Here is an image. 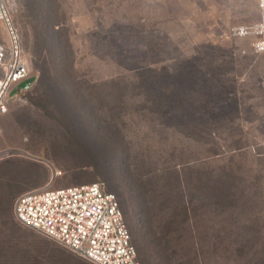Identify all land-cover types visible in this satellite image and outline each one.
<instances>
[{
  "label": "rangeland",
  "instance_id": "374dc122",
  "mask_svg": "<svg viewBox=\"0 0 264 264\" xmlns=\"http://www.w3.org/2000/svg\"><path fill=\"white\" fill-rule=\"evenodd\" d=\"M14 3L37 79L1 120L0 264H94L14 217L52 168L53 187L100 179L128 203L130 183L143 186L163 256L136 248L141 264H264V51L227 35L258 21L257 0H48L73 108L39 85L31 15Z\"/></svg>",
  "mask_w": 264,
  "mask_h": 264
},
{
  "label": "built area",
  "instance_id": "2783aa9c",
  "mask_svg": "<svg viewBox=\"0 0 264 264\" xmlns=\"http://www.w3.org/2000/svg\"><path fill=\"white\" fill-rule=\"evenodd\" d=\"M15 0H0V22L7 40L0 41V133L1 120L10 100L31 77L22 40L13 19ZM258 21L233 25L230 37H252L256 52L264 51V0H257ZM19 88V89H18ZM264 150V138L260 140ZM62 172L52 168L46 185L19 194L13 204L21 224L49 237L73 253L96 264H141L132 243L117 196L104 180L53 187Z\"/></svg>",
  "mask_w": 264,
  "mask_h": 264
},
{
  "label": "trees",
  "instance_id": "16d2710c",
  "mask_svg": "<svg viewBox=\"0 0 264 264\" xmlns=\"http://www.w3.org/2000/svg\"><path fill=\"white\" fill-rule=\"evenodd\" d=\"M23 3L25 7L29 9L31 15L32 29L34 34V66L36 71L40 72L37 81L39 82V85L43 84L46 86L44 92L50 93L52 90H54V93H56L58 96H64L65 98L70 99L72 105L70 108H73L75 105L73 96L77 95V87L75 85L76 83L74 82L75 76L71 75V68L73 67L72 63H66L67 54L65 50V45H68V39L67 37L64 39L60 37V31L55 28L56 24L52 22V17L50 16V13L52 11V4H49L48 0H23ZM31 76L34 77V80L37 79L36 73ZM69 84L74 85H72V89L65 91L63 87ZM38 185L34 186V188ZM129 186V190L131 193L130 203L126 201V199L122 196L121 191L118 190L116 186L111 185L110 189L107 184L108 190L113 192L119 200L120 207L123 211L124 219L131 234L132 243L137 248L138 255H142V249L145 248L147 251L150 252H147L149 254V261H151V259L152 261L155 260V256L156 258L159 256V258H162L163 251L161 243L159 241L160 237L157 236V234L155 233V224L152 217V213L150 212L152 202L148 197H146V192L143 186L139 185L134 180L130 183ZM229 195L230 194L228 191L226 195L222 196L220 202H224L225 199L228 202H231L233 198L231 199L232 196L230 197ZM173 215H171V217L168 219V224L178 225L179 220H175ZM16 221L18 222L17 219ZM59 245L68 252L77 255L69 249L63 247L61 244ZM148 260L146 261V264L148 263ZM89 262L94 263L92 261Z\"/></svg>",
  "mask_w": 264,
  "mask_h": 264
},
{
  "label": "water",
  "instance_id": "95a60500",
  "mask_svg": "<svg viewBox=\"0 0 264 264\" xmlns=\"http://www.w3.org/2000/svg\"><path fill=\"white\" fill-rule=\"evenodd\" d=\"M33 80H34V77L31 76V77L27 78L26 80L20 82L19 86H20L21 88H23V87H27V86H29V84H31V82H32Z\"/></svg>",
  "mask_w": 264,
  "mask_h": 264
},
{
  "label": "crops",
  "instance_id": "0c3cea01",
  "mask_svg": "<svg viewBox=\"0 0 264 264\" xmlns=\"http://www.w3.org/2000/svg\"><path fill=\"white\" fill-rule=\"evenodd\" d=\"M43 183H41V184H39L37 187H35V188H39V187H41V186H44V185H46L47 183H45L44 185H42Z\"/></svg>",
  "mask_w": 264,
  "mask_h": 264
}]
</instances>
